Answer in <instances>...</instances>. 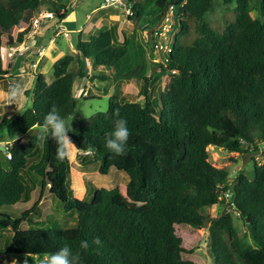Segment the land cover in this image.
Segmentation results:
<instances>
[{
  "label": "trees",
  "instance_id": "16d2710c",
  "mask_svg": "<svg viewBox=\"0 0 264 264\" xmlns=\"http://www.w3.org/2000/svg\"><path fill=\"white\" fill-rule=\"evenodd\" d=\"M222 1L236 3L235 20L219 27L206 19L213 0H154L157 22L174 7L180 26L164 63L158 64L159 80L165 83L161 108L148 95L157 76L144 78V103L120 102L113 95L106 111L69 132L78 148L91 147L100 155L102 175L115 168L130 176L126 184L96 190L91 202L71 196L70 158L57 160L56 143L40 139L37 130L53 106L66 120L76 111L75 87L90 79L85 62L98 72L91 79L108 81L112 70H123L128 49L119 43L115 28L79 40L76 56L67 54L54 64L52 82L37 74L32 105L22 114H0V130L5 128L15 142L9 146L12 158L6 156L10 169L0 168V240L3 231L12 232L0 257H38L41 262L45 254L68 245L81 253L80 264H196L183 258L192 250L184 248L176 229L190 225L208 229L214 264H264V163L254 164L253 178L238 172L230 180L229 171L213 166L208 154L210 146L242 155L264 146V0ZM46 4L59 22L68 15L57 0H0V82L9 73V48L26 34L25 29L15 39L11 31L27 11L44 10ZM127 4L130 19L143 16L138 0ZM74 64L78 68L71 70ZM117 109L130 130L122 156L105 147ZM76 151L91 162L86 151ZM32 171L35 176L29 177ZM46 189L65 211L76 213L75 225L57 231L36 226L45 220L40 208ZM227 192L232 194L228 202ZM18 203L27 207L20 217L4 212ZM230 204L247 229L243 236L233 213L224 211L218 218L205 213ZM97 236L101 246L92 244ZM81 241L90 247L81 249Z\"/></svg>",
  "mask_w": 264,
  "mask_h": 264
},
{
  "label": "rangeland",
  "instance_id": "374dc122",
  "mask_svg": "<svg viewBox=\"0 0 264 264\" xmlns=\"http://www.w3.org/2000/svg\"><path fill=\"white\" fill-rule=\"evenodd\" d=\"M59 3L63 4L66 8L68 15L71 19H76L75 25L79 28L84 26L85 32L83 34L84 40H86L89 35L98 36L101 32L108 30L109 27L115 28L117 31V37L119 43L126 45L128 49V54L123 61V70H118L117 68L111 71V75L108 81L101 79H91L92 76L98 74L97 71L93 70L91 64L87 61L84 64V69L89 78L81 79L76 87L75 94L76 98V111L73 113L74 118L72 120L73 131H77L80 122L85 119V115L89 112L99 109V111H106L109 106V102L113 95L118 98L120 102H140L144 103L145 99L141 96L143 87L145 85L144 78H153L157 76L158 80L150 82L148 95L150 99L157 103L161 108L160 93L165 91V83L161 78V70L158 64L164 63L165 57L169 50L161 49L163 47H171L174 40V36L178 33L180 26L176 14L171 18V24L173 26L171 34H169L168 39L161 38L157 35L158 28L161 27L163 19L157 22V10L154 5V0H138L140 4L144 6V14L140 18L133 17L130 19V6L127 4V0H122L121 3L114 5L106 9H113L109 11L110 15L105 18L103 24L100 23L98 18L99 14L104 11L101 5L104 0H57ZM213 10L209 12L206 16L207 21H209L214 26L221 27L225 20L234 21L235 20V7L236 3L232 5H226L222 0H213ZM45 9H50L54 12V8L50 4H46ZM87 16L89 18H87ZM90 18L92 21L90 22ZM153 18V19H152ZM156 21L155 25H148L150 21ZM51 22H54L51 20ZM90 22V23H89ZM69 26V25H68ZM95 29V32L93 31ZM1 31V29H0ZM70 37H75L76 32H68ZM75 46V41L77 39H72ZM72 40L68 41L64 37H60L57 41L58 48L61 52L56 54V50L49 47V42L47 41L44 45L45 56L49 60H52V64L45 68L42 73L47 82H52L54 79V64L55 61L64 57L67 54L76 56L78 51L73 52ZM78 68L77 64L71 66V70H76ZM41 69V67H40ZM102 70L108 71L107 68H102ZM40 71V70H39ZM37 72V70H36ZM35 75V74H34ZM30 75L29 78L24 82L23 96L17 101L15 106H7L10 116H16L22 114L27 108L32 105V91L35 88V76ZM6 80V79H5ZM2 81L3 86H8L7 81ZM30 92V95H27ZM88 98V99H86ZM96 112V113H97ZM71 115L67 120H70ZM39 131V130H37ZM71 132V133H72ZM8 134L5 128L0 130V140H8ZM43 143V142H42ZM43 147V146H42ZM43 150L39 152V155L43 154ZM209 161L216 168L227 169L230 173V180L234 179L238 172H243L253 178L254 176V164L264 163V146H260L257 152L248 154H234L229 153L223 149L210 146L208 148ZM70 158L72 172L68 178L67 184L72 197L79 198L86 202H91L96 190L105 188L111 189L118 184H126L130 181V176L127 173L118 171L112 168L107 175H102L99 171L101 165L100 155L95 153L91 154L88 159L91 160L90 163L85 162L87 156L84 153H78L75 149L72 151ZM38 161V160H37ZM32 160L29 161L31 164ZM0 168L10 169L9 162L6 163V155L4 152H0ZM74 172V174H73ZM35 176L34 171L30 173V176ZM40 179V178H39ZM36 197L38 196V191H36ZM45 203L40 208L41 213L44 212V222H39L36 226L40 228H50L55 231L59 229L70 228L76 223V213L67 212L64 209V204L57 200L55 197L50 198L48 189L44 193ZM47 198V199H46ZM27 209L22 203H18L15 206L4 207L3 210L9 213L12 217H20L22 211ZM229 207L214 206L207 208L205 213L211 218H218L220 214L224 211L228 212ZM233 213L235 219V225L237 226L239 233L243 236L247 229L243 221L238 217L237 213L230 209ZM39 214V218L41 216ZM43 217V216H42ZM25 227H29L28 223H25ZM177 234L182 237L184 248L188 251L192 250V253H185L183 258L186 260H192L196 264H214L211 250H210V237L207 228H194L190 225H178ZM12 232L5 230L2 232V239L0 240V249H5L6 246L10 244ZM4 258V257H2ZM0 257V259H2ZM28 259L27 256L23 258H7L4 262L5 264H12L15 260L17 264H24V260ZM1 261V260H0ZM28 264H40L38 257H32L28 259Z\"/></svg>",
  "mask_w": 264,
  "mask_h": 264
},
{
  "label": "clouds",
  "instance_id": "9594fccd",
  "mask_svg": "<svg viewBox=\"0 0 264 264\" xmlns=\"http://www.w3.org/2000/svg\"><path fill=\"white\" fill-rule=\"evenodd\" d=\"M23 96L22 85L18 82H11L6 91H0V104L5 108L7 105H12L19 101ZM99 109L89 112L87 115L83 111V116L86 119H90L92 115H95ZM114 116L117 117L113 122L112 129L106 133L105 147L113 153L115 156H122L125 154V148L130 136V130L127 125V121L121 118L119 110H115ZM66 120L60 115L59 110L53 106L50 111L45 115L42 124L39 126L40 139H50L57 145L56 158L59 161H64L69 158L74 149L79 151H86V154H93L91 147L86 150L78 148L69 136V132L73 131L72 120ZM10 142L7 140H0V152H4L5 155L11 159L12 153L9 150ZM92 244L97 246L102 245L100 237H96ZM90 247L88 241H81L80 248L87 250ZM82 255L80 252H73L72 248L68 245H64L54 253L45 254L40 264H80ZM12 264H17L15 260ZM24 264H28V259L24 260Z\"/></svg>",
  "mask_w": 264,
  "mask_h": 264
},
{
  "label": "crops",
  "instance_id": "0c3cea01",
  "mask_svg": "<svg viewBox=\"0 0 264 264\" xmlns=\"http://www.w3.org/2000/svg\"><path fill=\"white\" fill-rule=\"evenodd\" d=\"M101 8H102V5H101ZM103 10L104 11H102L98 16L101 24H103V21H105V18H108L110 16L108 12L112 11L113 9H103ZM40 11L52 12L50 9L48 10L44 9ZM40 11H27L24 14V18L21 21L20 25L16 26L11 31V34L15 39L17 38L18 33L22 32L25 29H26V34L24 35V39L22 43L17 45V47L19 48L14 58H10V60L7 63L9 73L5 81H7L8 86L11 82H14V81L20 83L23 86L24 82L27 80V78L30 77L31 74L33 75L35 74L34 76L36 77L37 74H42L45 68L50 66L53 63L52 60H49V58H47L48 54H46L45 56V52H44V56L41 59L39 60L37 59V52L41 50L42 48L45 49L44 45L47 41L49 42L48 48L52 47V49L57 51L56 54H60L61 51L58 48H56L57 46H59L57 41L60 37H64L68 41H71L73 38L77 39V41H75V46H77L79 40H84L83 38H85L83 37V34L86 28L84 26L83 27L80 26L78 28L77 25H75L77 24L76 19H73V18L71 19V16L69 15H67L66 18L60 22L57 20V18L44 19L40 22L38 27H34V20L36 19ZM63 11L64 10H62L61 13ZM87 18L89 17L87 16ZM51 20H53L54 22H51ZM89 21L91 22L92 18H90ZM111 28L113 27H109L108 29H111ZM93 31L95 32V29H93ZM66 32H72V33L76 32L77 35L72 38L70 37V35L69 37H66L65 36ZM72 43H73L72 44V47H73L74 46L73 40H72ZM75 46H74V49L71 48L70 46V49H72L73 52L76 51ZM36 61L38 62L37 67L32 68L31 64ZM57 61H55V63ZM8 86H3L2 88V81H1L0 91H6L8 89ZM12 105L15 106L16 104L14 103ZM7 106H5L4 108V106L0 104V114L1 112L10 113ZM7 141L12 142V140L10 139H8Z\"/></svg>",
  "mask_w": 264,
  "mask_h": 264
},
{
  "label": "built area",
  "instance_id": "2783aa9c",
  "mask_svg": "<svg viewBox=\"0 0 264 264\" xmlns=\"http://www.w3.org/2000/svg\"><path fill=\"white\" fill-rule=\"evenodd\" d=\"M73 1H77V0H73ZM121 2H122V0H104V3L102 4V8L106 9V8L112 7L114 5H117V4L121 3ZM174 15H175V8L171 7L170 10L167 12L166 16L164 17L161 27L158 28L159 30L157 31V35L159 37L168 39L169 34H171V32H172L173 26L171 24V18ZM54 18H56L54 13L46 12V11H40L38 16L34 20V27H38L40 22L42 20H44V19H54ZM65 36L69 37L68 32L65 33ZM18 48L19 47H17V46H13V47L9 48V52H8L9 58H14L16 52L18 51ZM160 48L161 49H168L170 51V47H167V46L166 47L160 46ZM44 52H45L44 48H42L41 50H39L37 52V59L38 60L41 59L44 56ZM37 61L33 62L31 64L32 68H36L37 67V63H38ZM231 195L232 194L230 192H227L225 194V198L227 199V202L231 198ZM228 207H229L228 212H231V210H230L231 208H233V210H234L233 204L228 205ZM0 260H1L0 264H5L4 262L7 260V258H2Z\"/></svg>",
  "mask_w": 264,
  "mask_h": 264
}]
</instances>
